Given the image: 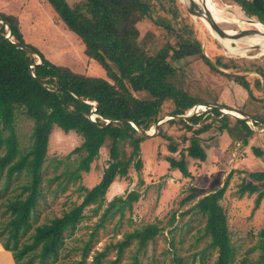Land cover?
<instances>
[{
	"label": "trees",
	"instance_id": "1",
	"mask_svg": "<svg viewBox=\"0 0 264 264\" xmlns=\"http://www.w3.org/2000/svg\"><path fill=\"white\" fill-rule=\"evenodd\" d=\"M45 1L64 25L80 38L87 57L97 61L111 81L53 64L23 41L15 16L0 13V245L11 252L15 264H57L62 250L65 251L62 258L68 253L66 234L77 228L85 217V208L92 205V214L98 215L94 231L88 234V239L81 246L71 248L78 250L79 258L65 264H144L142 257L148 243L162 230L158 220L124 231L119 239L110 240L101 248L91 244L96 228L103 227L115 215L121 220L125 210L131 211L132 203L139 198L137 191H131L125 196L113 197L103 207L105 194L115 178L125 177L131 165L136 170L142 166L140 144L146 137L131 122L148 131L168 99L173 102L174 108L170 111L173 115L185 114L195 104H203L177 87L173 78L177 69L171 61L198 55L210 70L219 71L203 54L198 40L179 32L161 16L153 17V12L157 10H166L176 16V0H78L72 5L66 0ZM231 1L241 7L247 16L264 24V0ZM145 19L166 31L162 45L155 51L151 50L140 32L139 24ZM8 33L9 39L6 37ZM230 61L237 70L245 69L243 63L246 59L232 58ZM252 61L246 71L253 70L264 78V56ZM216 62L223 68L230 67L219 58ZM258 62L254 66L253 63ZM227 76L246 92L247 97H252L243 75ZM254 85L259 88L258 79ZM141 92L150 97L136 96ZM91 103L95 106V114L92 113ZM220 107L234 110L225 105ZM17 113H23L32 122L28 147L21 146L15 130ZM92 114L94 117H91ZM230 119L228 114L211 108L189 118L167 119L162 127L165 133L159 135L168 141V149L174 153L177 144L167 129L179 128L183 134L176 136H181L183 141L188 139L184 148L187 155L204 161L206 152L200 137L207 130L219 133L225 130L231 136L244 131L242 142L247 143L246 137L252 130L242 119L234 118L233 124L229 125ZM213 122H218V126ZM252 123L260 125L258 121ZM54 127L64 132H75L81 137V142L65 155L67 162L64 170L58 175L45 177L48 141ZM108 139L109 159L99 181L90 188L79 183L76 191L80 202H72L59 215L32 228L30 219L39 200L44 197L43 188L57 181L52 189L55 197L70 183L79 182L82 173L89 172L91 163ZM120 145H127L130 153L121 154ZM72 156L76 158L69 166L68 160ZM165 160L170 169H177L184 176L189 175L182 151L180 159L169 156ZM249 176L252 181L242 182L238 193H256V209L264 197V171L250 172ZM228 177L221 187L202 195L184 212L198 214L204 220L196 232V242L204 240L205 244L191 256L190 264L195 261V255L198 257L197 264H208L212 252L214 258L211 264H233L235 261L225 210L220 204ZM197 192V188L190 187L180 204L195 199ZM174 220L173 213L168 225H172ZM256 236L250 250L257 252L255 264H264V225ZM170 264L184 263L181 257L175 255ZM237 264H249L248 259L244 257Z\"/></svg>",
	"mask_w": 264,
	"mask_h": 264
},
{
	"label": "rangeland",
	"instance_id": "2",
	"mask_svg": "<svg viewBox=\"0 0 264 264\" xmlns=\"http://www.w3.org/2000/svg\"><path fill=\"white\" fill-rule=\"evenodd\" d=\"M66 1L72 5L78 0ZM211 1L222 18L217 22L222 29L239 32L254 28L251 22L256 19L247 16L233 1ZM175 7L177 15L174 17L166 10L154 11L153 17L161 16L179 32L198 40L203 54L219 71L215 73L210 70L198 55L171 61L177 69L173 77L177 87L186 92L189 97L205 105H225L233 108V111L239 110L246 116L264 121L262 119L264 118V78L253 70L246 71L252 60L264 56V50L251 48L237 41H229L228 45H221L199 14L193 12L194 9L189 6L188 0H176ZM0 13L15 16L23 41L36 48L53 64L67 67L75 73L103 77L111 81L99 63L87 57L83 42L64 25L45 0H0ZM262 26L264 27V24ZM139 28L141 35L145 36V40L152 47V51L162 45L166 31L153 21L145 19L139 24ZM250 36L257 35L249 34L245 38ZM218 58L223 63L230 64V67H221L216 62ZM232 58L246 59L243 63L245 69L237 70L230 61ZM259 63L253 64L256 66ZM227 74L243 75L248 81L252 97H247L246 92ZM256 79L259 80V88L254 85ZM136 96L150 97L145 92L137 93ZM173 108L172 100H165L158 116H163L164 120L159 128L152 125L148 132L153 130L154 135L146 137L141 142L139 153L141 168L136 170L131 165L127 175L115 178L105 194L103 207L115 196H125L131 191H137L139 198L132 203V210H125L121 220H118V215H115L103 227L96 228L91 244L95 248H101L106 242L119 239L124 231H131L134 227L158 220L162 230L152 242L148 243L146 253L142 257L143 263L170 264L171 259L177 255L182 258L184 264H190L191 256L205 244L204 240L196 242V232L204 220L198 214L192 212L184 214V212L202 195L221 187L230 176L220 204L225 210L230 239L235 249L233 264H237L244 257L248 259L249 264H255L257 252L250 249L256 242L257 231L264 225V197L254 209L256 193L239 195L238 189L242 182L252 181L250 172L264 171V125H254L252 121L246 122L252 130L246 137V144L242 142L245 137L244 131L231 136L225 130L221 133L214 132L212 129L207 130L200 137L201 145L206 152V159L201 161L189 157L184 151L185 146L188 145V139L183 141L181 136H176L183 134L179 128L168 127L167 129V133L173 136L177 144V151L174 153L169 151L168 141L159 135L165 133L162 128L163 122L171 118L169 114ZM191 110H194V107H191L187 113ZM199 111L204 112V108ZM229 116L231 117L229 125H232L234 117ZM91 117L94 115L92 114ZM213 123L218 126V122ZM31 124L32 122L23 113H17L15 130L22 147H28L30 144ZM80 142L81 137L75 132H64L54 127L49 136L44 176L58 175L64 170L67 162L65 155ZM120 146L121 154L130 153L127 145ZM109 148L110 140L108 139L100 148L98 157L91 163L89 172L82 173L80 181L70 183L65 191H60L55 197L53 196L52 189L57 181L43 188L44 197L39 200L35 213L30 219L32 228L54 215H59L70 207L72 202H80L76 191L77 185L80 183L85 188H90L99 181L109 159ZM181 151L189 172L187 176L182 175L177 169H170L165 160V157L169 156L180 159ZM75 158L76 156L69 158V166L74 164ZM58 161L60 163L57 164ZM190 187L197 188V196L192 201L181 205L180 201L189 193ZM92 208V205L86 207L84 219L75 230L66 234L65 246L68 253L62 258L65 253L62 250L57 264H65L69 260L79 258L78 250H71V248L81 246L82 242L88 239V234L94 231L98 215L92 214ZM173 213L175 220L172 225H168ZM194 257L195 261L192 264H197L198 257L196 255ZM213 258L214 252L207 263L211 264Z\"/></svg>",
	"mask_w": 264,
	"mask_h": 264
},
{
	"label": "water",
	"instance_id": "3",
	"mask_svg": "<svg viewBox=\"0 0 264 264\" xmlns=\"http://www.w3.org/2000/svg\"><path fill=\"white\" fill-rule=\"evenodd\" d=\"M189 1L191 2L192 6H194L195 8L198 9L196 13L199 14V16L201 18H203L208 23L211 32L214 33L213 35L217 38V40L219 42H220V40H224V39L231 40V41H239L242 38H245V36H247L249 34H255L257 36L258 35L259 36H264V32H261L258 28H250V29H246V30H240L239 32L232 31L233 33H231L230 31H228L226 29H222L218 25V23L214 20V17H212V14L208 10V7L206 5V0H200V3H201L200 6L198 4H196L194 0H189ZM256 22L259 23V24H261V25L263 24L260 21H256ZM5 26H6V30L9 31L8 25L6 24ZM9 36H10V34L8 33L6 35V37L9 39ZM221 45H222V43H221ZM249 47L256 48V49H261L262 48L260 44H252ZM23 49H27L28 50V48H25V47H23ZM38 60L40 61V57H38ZM37 63L38 62H36L35 64H37ZM90 105L93 107L92 110H93V113L95 114V106L93 105V103H91ZM199 105H201V106L199 107ZM193 107H194V110H191L187 114L173 115V114L170 113L169 115L171 116V118H182V119H185V118H189L192 115H196V114L202 113V112L199 111V109H201V108H204V111H205V109L207 110V109H211V108H216L217 110H219V111H221L223 113H226V114H229V115L233 116L235 119H242L245 122H248V121H258L260 124L264 125V121H259V120L255 119V118L246 116L243 113H240V112H237V111H234L237 114H232V113L225 112L224 111V108H221L219 105L195 104ZM163 120H164V117L163 116L158 117L157 120H156V122H155V124H154L155 128H157V127L159 128L160 127L159 125H160V123ZM131 125L138 132H140L142 135H144L145 137L153 136L154 133H155V131H153V130H151V132L145 131L142 128H140L139 126H137L133 122H131Z\"/></svg>",
	"mask_w": 264,
	"mask_h": 264
},
{
	"label": "bare ground",
	"instance_id": "4",
	"mask_svg": "<svg viewBox=\"0 0 264 264\" xmlns=\"http://www.w3.org/2000/svg\"><path fill=\"white\" fill-rule=\"evenodd\" d=\"M196 4H198L200 6V0H194ZM188 3H189V6L192 7L194 9V12L196 13L197 12V8H195L194 6H192L191 2L188 0ZM206 5L208 7V10L210 11V13L212 14V17H214V20L216 22H219L222 20V18L220 17L219 15V11L215 8V5L213 4V2L211 0H206ZM203 22L206 24V26L210 29L208 23L202 18ZM255 22H251V25L254 27V28H258L261 32H264V27L257 23L256 21L257 20H254ZM250 23V22H249ZM231 33H233L232 31H230ZM213 33V32H212ZM214 34V33H213ZM219 39V38H218ZM229 41L231 40H227V39H224V40H220V42L224 45H228ZM236 42V41H235ZM237 42H243L247 45H252V44H260L261 45V49L264 50V36H256V37H246V38H242L241 41H237ZM225 112H228V113H232V114H237L235 113L233 110H227V109H224Z\"/></svg>",
	"mask_w": 264,
	"mask_h": 264
},
{
	"label": "crops",
	"instance_id": "5",
	"mask_svg": "<svg viewBox=\"0 0 264 264\" xmlns=\"http://www.w3.org/2000/svg\"><path fill=\"white\" fill-rule=\"evenodd\" d=\"M0 264H15L12 254L8 250H4L0 245Z\"/></svg>",
	"mask_w": 264,
	"mask_h": 264
}]
</instances>
